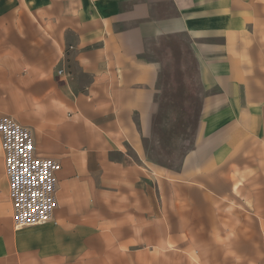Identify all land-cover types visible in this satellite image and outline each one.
<instances>
[{
  "label": "crops",
  "instance_id": "obj_1",
  "mask_svg": "<svg viewBox=\"0 0 264 264\" xmlns=\"http://www.w3.org/2000/svg\"><path fill=\"white\" fill-rule=\"evenodd\" d=\"M177 40L206 94L172 170L145 144ZM2 117L60 169L55 223L16 230L0 145V264H234L236 219L264 233V0H0Z\"/></svg>",
  "mask_w": 264,
  "mask_h": 264
},
{
  "label": "rangeland",
  "instance_id": "obj_2",
  "mask_svg": "<svg viewBox=\"0 0 264 264\" xmlns=\"http://www.w3.org/2000/svg\"><path fill=\"white\" fill-rule=\"evenodd\" d=\"M173 43V59L167 62L158 82L159 109L152 122V136L145 145L151 163L178 170L183 156L193 146L201 100L206 92L198 84L192 57L188 51L182 52V42L177 40ZM157 52L159 56L165 54L161 50ZM219 191L220 194H226V188H220ZM236 193L240 195V192ZM235 206L241 214L245 212L243 205ZM224 222L226 221L220 220V223ZM235 223L236 228H250L251 235L241 236L242 229L239 235H235L234 264L264 263V233L260 230L259 236L256 230L260 221L254 217L250 220L238 218ZM226 242L225 235L219 237V243ZM244 244L246 251L242 250ZM219 255L220 259L226 258L224 252L220 251Z\"/></svg>",
  "mask_w": 264,
  "mask_h": 264
},
{
  "label": "built area",
  "instance_id": "obj_3",
  "mask_svg": "<svg viewBox=\"0 0 264 264\" xmlns=\"http://www.w3.org/2000/svg\"><path fill=\"white\" fill-rule=\"evenodd\" d=\"M0 145L14 228L55 223L58 161L40 156L32 129L9 117L0 118Z\"/></svg>",
  "mask_w": 264,
  "mask_h": 264
}]
</instances>
